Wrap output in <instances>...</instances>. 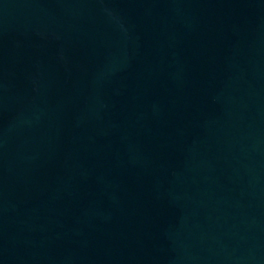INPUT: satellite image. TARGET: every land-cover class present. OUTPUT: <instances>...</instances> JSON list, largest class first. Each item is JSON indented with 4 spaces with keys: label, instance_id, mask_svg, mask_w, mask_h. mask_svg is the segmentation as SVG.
<instances>
[{
    "label": "water",
    "instance_id": "1",
    "mask_svg": "<svg viewBox=\"0 0 264 264\" xmlns=\"http://www.w3.org/2000/svg\"><path fill=\"white\" fill-rule=\"evenodd\" d=\"M0 264H264V0H0Z\"/></svg>",
    "mask_w": 264,
    "mask_h": 264
}]
</instances>
